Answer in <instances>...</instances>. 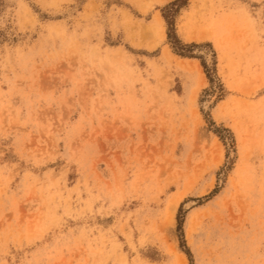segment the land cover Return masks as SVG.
Segmentation results:
<instances>
[{"label":"rangeland","instance_id":"1","mask_svg":"<svg viewBox=\"0 0 264 264\" xmlns=\"http://www.w3.org/2000/svg\"><path fill=\"white\" fill-rule=\"evenodd\" d=\"M174 1L0 0V264H264V0Z\"/></svg>","mask_w":264,"mask_h":264},{"label":"trees","instance_id":"2","mask_svg":"<svg viewBox=\"0 0 264 264\" xmlns=\"http://www.w3.org/2000/svg\"><path fill=\"white\" fill-rule=\"evenodd\" d=\"M180 0H176L172 3H169L166 7L165 10H163V17L164 19L166 20V23H167V26H168V32H167V35H168V38H171V37H174V25H173V21L168 17V12L170 9L169 8H173L174 5H177L179 3ZM179 6V5H178ZM182 54V53H180ZM183 55V54H182Z\"/></svg>","mask_w":264,"mask_h":264},{"label":"bare ground","instance_id":"3","mask_svg":"<svg viewBox=\"0 0 264 264\" xmlns=\"http://www.w3.org/2000/svg\"><path fill=\"white\" fill-rule=\"evenodd\" d=\"M156 14H158V13H156ZM162 23H163V20H162V18L160 17V15H156L155 16V18H154V24H156V25H158V26H161L162 25ZM151 28V27H150ZM155 27H153V29H154ZM161 34H162V36L164 37V32H162V29H161ZM161 36V35H160ZM171 210V209H170Z\"/></svg>","mask_w":264,"mask_h":264}]
</instances>
